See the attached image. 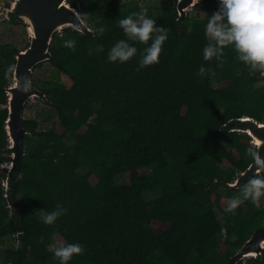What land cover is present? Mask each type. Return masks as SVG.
Segmentation results:
<instances>
[{
    "label": "trees",
    "instance_id": "1",
    "mask_svg": "<svg viewBox=\"0 0 264 264\" xmlns=\"http://www.w3.org/2000/svg\"><path fill=\"white\" fill-rule=\"evenodd\" d=\"M177 1L145 7L168 38L159 63L140 68L139 41H129L138 49L130 61L107 59L127 39L119 20L144 9L139 3L68 0L93 30L105 31L67 27L54 35V74L33 83L58 119L47 131L23 121L26 154L12 173L6 89L21 50L0 44V264L1 252L4 264H59L46 247L56 240L83 245L69 264H228L264 227L260 201L226 210L242 189L229 184L254 162L247 149L257 148L246 134L221 131L232 119L264 123V69L250 71L231 46L220 62L205 61V26L219 0H201L183 24ZM201 65L211 71L198 75ZM57 205L67 211L44 224L41 210ZM238 264H264V252Z\"/></svg>",
    "mask_w": 264,
    "mask_h": 264
},
{
    "label": "clouds",
    "instance_id": "2",
    "mask_svg": "<svg viewBox=\"0 0 264 264\" xmlns=\"http://www.w3.org/2000/svg\"><path fill=\"white\" fill-rule=\"evenodd\" d=\"M147 9L131 13L119 20V26L127 39L118 40L108 52V61L125 63L137 55L138 49L129 41H139L146 46L140 54L139 67L144 68L159 63L162 46L168 38V30L158 26L156 21L147 15ZM96 35L104 33V26L94 30ZM205 36L211 42L203 48V59L209 61L215 58L220 62L225 47L231 46L237 53L236 59L244 62L250 71L264 69V0H219V9L208 17L205 26ZM151 41L149 44L148 42ZM76 41L67 39L65 47L74 50ZM15 67L14 65L12 66ZM211 71L201 65L198 75L204 76ZM23 91L29 90V83L25 78ZM247 154L252 157L258 168L264 171V159H261L254 148H248ZM242 197L234 195L229 198L227 211L233 212L244 200H251L259 206L264 197V176L253 175L243 186ZM67 211L57 207L45 212L41 210V221L47 225H54L57 219ZM226 229H221L224 233ZM43 242V241H42ZM59 264H69L73 256L83 253L84 248L78 242L48 244Z\"/></svg>",
    "mask_w": 264,
    "mask_h": 264
},
{
    "label": "water",
    "instance_id": "3",
    "mask_svg": "<svg viewBox=\"0 0 264 264\" xmlns=\"http://www.w3.org/2000/svg\"><path fill=\"white\" fill-rule=\"evenodd\" d=\"M201 0H178L177 12L179 22L183 24L191 9H194ZM7 20H20L23 22L30 36L29 46L21 50L16 56V65L13 71V81L6 89L8 95V118L5 129L12 151V160L6 166L10 173L16 172L26 154L24 139L29 131L24 127V112L34 98L42 99L45 94L33 83V73L37 66L53 59L51 45L54 35L64 28L94 36V30L83 20L79 11L72 7L68 0H15L7 11ZM25 78L30 87L23 91ZM222 132H238L251 137L252 143L257 148V153L264 159V123H259L252 118L243 117L232 119L221 128ZM263 171L253 162L243 171L229 188L239 190L243 188L248 179ZM264 252V227L257 229L240 251L228 264H238L250 257H258Z\"/></svg>",
    "mask_w": 264,
    "mask_h": 264
},
{
    "label": "rangeland",
    "instance_id": "4",
    "mask_svg": "<svg viewBox=\"0 0 264 264\" xmlns=\"http://www.w3.org/2000/svg\"><path fill=\"white\" fill-rule=\"evenodd\" d=\"M130 2H137L139 5L143 8L145 7H154L158 6L160 4L166 3L167 0H116L117 5H123ZM217 2L214 4L216 5ZM218 11L217 6L213 7V13ZM190 14L193 13V9L190 10ZM5 43H12L16 45L20 50H24L29 46L30 43V36L29 32L27 30L26 25L23 22H20L19 24L15 25L10 23L9 21L4 22L0 26V44ZM54 67L50 63H45L42 68H38L33 73V81L36 84H41L42 81L48 80L52 77L54 74ZM214 85L217 86V83L214 82ZM24 119H33L38 121L39 123V130L41 131H47L52 129L53 125L58 119V115L56 110L51 108L50 106H47L43 102L40 101V99L34 98L31 101H29L25 112H24ZM240 175V172H237V177ZM258 175L264 176V171ZM119 178V182H120ZM242 190L241 189L239 196L242 197ZM224 192H220L221 198H219V201L224 197ZM260 202L264 204V197L260 199ZM215 210L217 212V215L221 217L222 209L220 208V203L216 204ZM16 239L14 237L8 238V245L11 246L15 243ZM55 243H61L60 241L56 240ZM3 253L1 252V264L3 263Z\"/></svg>",
    "mask_w": 264,
    "mask_h": 264
},
{
    "label": "built area",
    "instance_id": "5",
    "mask_svg": "<svg viewBox=\"0 0 264 264\" xmlns=\"http://www.w3.org/2000/svg\"><path fill=\"white\" fill-rule=\"evenodd\" d=\"M15 0H0V26L7 22V11Z\"/></svg>",
    "mask_w": 264,
    "mask_h": 264
}]
</instances>
